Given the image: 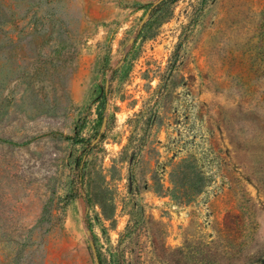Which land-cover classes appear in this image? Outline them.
Masks as SVG:
<instances>
[{
  "label": "rangeland",
  "instance_id": "374dc122",
  "mask_svg": "<svg viewBox=\"0 0 264 264\" xmlns=\"http://www.w3.org/2000/svg\"><path fill=\"white\" fill-rule=\"evenodd\" d=\"M264 264V0H0V264Z\"/></svg>",
  "mask_w": 264,
  "mask_h": 264
},
{
  "label": "water",
  "instance_id": "95a60500",
  "mask_svg": "<svg viewBox=\"0 0 264 264\" xmlns=\"http://www.w3.org/2000/svg\"><path fill=\"white\" fill-rule=\"evenodd\" d=\"M95 261H96V264H99V261L96 255H95Z\"/></svg>",
  "mask_w": 264,
  "mask_h": 264
}]
</instances>
